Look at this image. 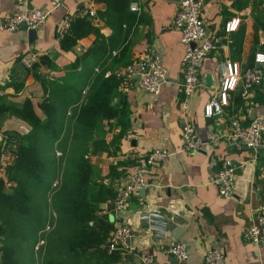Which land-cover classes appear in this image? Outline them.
<instances>
[{
	"label": "crops",
	"instance_id": "1",
	"mask_svg": "<svg viewBox=\"0 0 264 264\" xmlns=\"http://www.w3.org/2000/svg\"><path fill=\"white\" fill-rule=\"evenodd\" d=\"M131 1L137 2V10L129 8ZM49 5L50 0L27 3L30 8ZM177 5L178 0H127L126 10L133 18L118 25L115 20L111 24L103 13L106 0H64L49 11L33 39L26 28L0 30V179L9 184L6 166L16 155L17 135L28 130L21 116L24 105H30L40 118L45 116L40 107L45 91L37 75L47 82H78L80 102L97 72L122 71L151 46L159 51L167 69L160 91L154 94L143 89L134 76L121 78L118 91L127 105L124 127L110 128L106 121L103 145L89 154L103 180L116 190L130 179L141 154L158 147L170 152L166 160L147 168L144 189L134 192L123 208L107 207L105 217L114 226L125 222L132 230L129 247H120V256L110 264H140L141 253L160 264H202L205 249L210 246L222 250L226 264H264V238L254 244L242 236L255 216L252 206L264 199V145L254 151L246 145L235 146L229 137L231 116L248 123L256 115H264V81L245 93L239 80L223 111L211 117L204 115L205 103L220 84L219 62L229 59L243 70L254 64L256 51L264 50V0H203L205 36L218 38L220 45L204 58L202 84L186 98L184 110L179 90L184 44L173 25ZM25 7L16 0H0V19ZM89 8L95 9L96 19L87 15ZM67 13L87 15L105 40L90 33L72 47H63L57 27ZM233 18H239L235 28L226 31V24ZM99 39L106 50L100 55L85 54ZM122 50L124 61L118 65L113 58ZM31 54L35 59L27 65L22 58L28 59ZM111 121L115 123V119ZM183 122L195 125L204 140L200 149L181 148ZM210 131L221 134L216 146L206 140ZM226 158L235 167V184L233 193L223 197L211 176ZM107 200L101 206H106ZM262 233L264 236V222ZM177 241L186 246L185 259L167 250Z\"/></svg>",
	"mask_w": 264,
	"mask_h": 264
},
{
	"label": "trees",
	"instance_id": "2",
	"mask_svg": "<svg viewBox=\"0 0 264 264\" xmlns=\"http://www.w3.org/2000/svg\"><path fill=\"white\" fill-rule=\"evenodd\" d=\"M106 1L103 13L110 23L120 25L133 18L126 10L127 0ZM90 33L102 37L87 15L73 16L61 45L72 47ZM100 39L84 53L105 51ZM124 53L113 62L120 65ZM37 76L45 91L40 103L45 116L40 118L24 105L21 116L28 130L17 135L16 155L6 166L9 184L0 179V264H35L37 258L27 252L21 261L20 250L38 239L41 264H110L120 256V248L107 250L114 224L99 210L115 190L89 154L103 145L106 121L110 128L124 127L127 105L118 91L121 75L115 69L97 72L80 102L78 82H47ZM71 103L75 105L69 107Z\"/></svg>",
	"mask_w": 264,
	"mask_h": 264
},
{
	"label": "built area",
	"instance_id": "3",
	"mask_svg": "<svg viewBox=\"0 0 264 264\" xmlns=\"http://www.w3.org/2000/svg\"><path fill=\"white\" fill-rule=\"evenodd\" d=\"M24 3L25 9L16 13L9 14L0 19V30L14 31L25 25L26 29L37 28L42 25L51 9L61 5L64 0H50L48 8H30L27 6L29 0H16ZM203 0H179L173 18V25L180 31V41L184 44V51L181 59V73L179 90L183 94L181 107L183 110L187 106L186 98L202 84L201 66L204 58L213 52L220 43L218 38L205 36V23L202 17ZM136 1H131L129 8L137 10ZM87 15L96 19L94 8L87 10ZM72 15L65 14L58 24V34L62 37L67 31L72 20ZM239 18H233L226 24V31L235 28ZM264 44V38L261 40ZM223 45V44H221ZM35 59L32 54L22 60L27 64ZM121 78L134 76L138 84L145 90L157 94L167 78V69L161 62L160 53L154 47H148L145 54L134 58L124 65V70H118ZM220 84L215 89L209 100L204 105V115L211 117L223 111V106L228 104L229 93L233 90L239 80L243 81L246 91L255 88L264 81V50H258L254 54V64L240 70L237 62L223 59L219 62ZM231 143L235 146L246 145L256 151L264 145V115H256L248 123H243L239 116H231L229 120ZM181 148L186 151H195L203 145V138L198 134L196 127L191 122H183L181 125ZM221 134L215 131L207 133L206 140L216 146ZM170 152L167 148L158 147L141 154L137 158V168L130 179L115 190L113 197L106 201V206H101L99 212L106 215L107 207L114 210L123 208L128 198L144 187L147 183L144 172L151 165H157L166 160ZM211 180L216 183L220 196H230L233 193L235 184V167L229 158L222 161V165L216 174L211 176ZM56 184V182H53ZM255 216L247 224L242 236L245 240L254 244L262 242V224L264 222V199L252 206ZM49 225H46L48 228ZM131 227L125 222H119L108 232L105 246L110 252L117 248H128L131 236ZM168 252L179 259L187 257L186 246L183 242L177 241L169 245ZM140 264H160L151 256L141 253L139 255ZM202 264H226L223 261V252L220 248L210 246L205 249ZM255 264V263H254ZM259 264V263H258Z\"/></svg>",
	"mask_w": 264,
	"mask_h": 264
},
{
	"label": "rangeland",
	"instance_id": "4",
	"mask_svg": "<svg viewBox=\"0 0 264 264\" xmlns=\"http://www.w3.org/2000/svg\"><path fill=\"white\" fill-rule=\"evenodd\" d=\"M56 153L58 154L59 152L56 151ZM54 182H56V180ZM54 185L55 184L52 183V186H54ZM41 241H42L41 239H38L36 242H34V245L33 244H26V245H24V247H22V249L20 248L21 249L20 250L21 261H23L24 252H27L28 257L33 256V254L35 255V259L37 258L35 264H41L40 255H39V253L37 254V252H39L38 245L41 243Z\"/></svg>",
	"mask_w": 264,
	"mask_h": 264
},
{
	"label": "water",
	"instance_id": "5",
	"mask_svg": "<svg viewBox=\"0 0 264 264\" xmlns=\"http://www.w3.org/2000/svg\"><path fill=\"white\" fill-rule=\"evenodd\" d=\"M21 27L25 28V25L22 24ZM27 32H28V37L30 39H33L35 37V35H36V29L35 28L27 29ZM207 79L210 81V78L208 76H207ZM142 189H144V187L140 188V190H142Z\"/></svg>",
	"mask_w": 264,
	"mask_h": 264
}]
</instances>
